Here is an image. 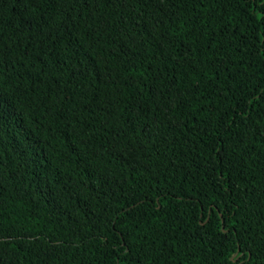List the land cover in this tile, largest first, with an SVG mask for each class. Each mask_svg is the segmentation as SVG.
Listing matches in <instances>:
<instances>
[{
    "label": "trees",
    "instance_id": "trees-1",
    "mask_svg": "<svg viewBox=\"0 0 264 264\" xmlns=\"http://www.w3.org/2000/svg\"><path fill=\"white\" fill-rule=\"evenodd\" d=\"M0 264H264V0H0Z\"/></svg>",
    "mask_w": 264,
    "mask_h": 264
}]
</instances>
